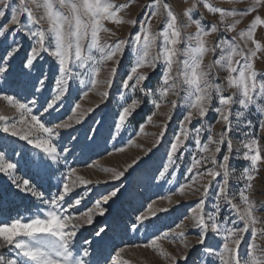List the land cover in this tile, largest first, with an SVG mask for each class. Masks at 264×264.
I'll return each instance as SVG.
<instances>
[{"label": "rangeland", "instance_id": "rangeland-1", "mask_svg": "<svg viewBox=\"0 0 264 264\" xmlns=\"http://www.w3.org/2000/svg\"><path fill=\"white\" fill-rule=\"evenodd\" d=\"M11 2L15 6L19 0ZM112 3L114 10L119 9L117 17L121 22L104 21L107 31H101L100 38L110 46L125 41V51L111 61L103 60L96 65L100 71L95 76V85L91 83V62L83 68L70 63L72 75L66 94L50 114H45L43 109L58 94V62L50 52L38 53L35 66L27 67L30 49L37 46L28 37L27 27L9 25L12 30L7 41L0 43V57L7 60V53L17 46L19 51L10 63L0 61V67L6 69L5 73H0V117L5 118L0 121V152L6 153L4 163H13L17 167L11 175L0 171V226L7 224L11 227L17 219L27 223L29 218L38 215L44 219L43 213L52 206L43 201L58 196L67 177L69 186L72 187L75 181V187L65 196L62 209L65 215L73 217V223L81 225L73 251L82 256L87 248L89 256L84 259L88 264H172V257L176 258L175 264H222L219 253L223 251L227 229L245 227L244 221L239 219L240 213L223 195H218L224 180L219 164L224 155H229L226 194L240 212L250 206L257 228L256 237L251 235L252 225L244 232L238 256L243 264L253 243L259 256L264 252V235L261 234L264 233V113L258 105L264 103V98L257 97L256 104L242 109L238 104L239 93L227 85V68L216 65L215 60L225 54L218 45L228 51L235 48L237 55L233 60L238 63L233 66L243 67L245 61L250 60L253 70L258 73L257 83L264 82V0H112ZM205 4L222 11H209ZM30 6L37 18L43 15L42 8ZM169 11L176 16L177 26L185 38L196 33L197 25L193 21H199L208 31L205 41L214 50L204 55L203 64L213 65L210 73L214 82L222 86L223 95H234L236 100L230 110V125H224L215 111H210L203 121L194 118L190 124H185L188 139L171 160L168 154L176 134L180 132V139H184L181 125L188 108L182 100L183 86L179 95L169 93L161 97L158 90L163 87V66L153 71L147 63L137 69L148 75L146 81L135 88L131 86L135 84L134 79L129 87L123 85L138 59L134 37L141 31V24L157 38L156 46L150 50L151 58L159 52L161 32L170 19ZM9 17L10 12L0 24ZM257 17L259 21H256ZM21 25H27L26 14L21 17ZM35 27L46 30L47 22L41 21L33 30ZM0 41H4V37L0 36ZM179 47L183 49L184 44ZM84 51L88 53L87 40ZM92 52L99 61L100 54L94 49ZM253 52L255 56L251 55ZM113 67H117L114 76ZM109 79L113 80L111 86L107 83ZM41 80L46 81L42 91ZM4 95L13 96L14 102L5 100ZM17 100L31 107L32 113L25 115L18 110L15 106ZM132 100L137 101L136 109L117 129L120 112ZM153 100L159 103L158 108ZM173 100L177 101L176 109L172 107ZM217 106L218 98H214L212 107ZM237 111H243L244 115L237 116ZM31 115L44 116L41 123L46 127L68 125L56 129L59 136L54 134L51 137L57 147V160L48 158L50 167L40 175L33 171L28 160L29 157L35 158L37 153L46 155L42 149L35 148V142L49 137L31 120ZM5 124L9 127L8 132L3 131ZM197 128L201 129L199 134ZM162 130L164 134L161 136ZM13 131L17 134L13 135ZM221 134L225 139L219 144L221 151L215 154L217 163L213 165L211 153L216 144L210 143L209 151L202 153L196 146V139L199 135L202 147L208 143V136L220 141ZM21 136L27 139H21ZM29 139L34 143L29 144ZM253 140V149L245 147ZM255 151H259L261 159L253 169L244 153L255 154ZM193 159L201 163L193 166ZM189 168L192 171H188ZM209 169L221 174L213 179L208 175ZM72 170H75L74 174ZM121 172L124 174L119 179L112 178ZM80 179L88 183L82 184ZM25 180L43 193V199L24 190ZM205 185L208 186L207 194ZM113 191L117 192L115 197L111 196ZM241 191L247 197V203L240 198ZM104 197L109 198L107 203L103 202ZM76 199L82 202L76 205ZM201 199L205 203L198 208ZM98 200L105 209L103 214L95 207ZM86 212L93 216L91 224L86 223L87 216L82 215ZM198 215H203L207 224L203 244L198 243L201 230L195 223ZM213 220L224 230L213 233ZM101 229L104 231L98 237ZM40 238L49 237L41 234ZM228 242L230 247H235ZM16 252L14 246H5L0 239V255L11 259L15 258Z\"/></svg>", "mask_w": 264, "mask_h": 264}, {"label": "snow or ice", "instance_id": "snow-or-ice-1", "mask_svg": "<svg viewBox=\"0 0 264 264\" xmlns=\"http://www.w3.org/2000/svg\"><path fill=\"white\" fill-rule=\"evenodd\" d=\"M35 9H43V15L37 16L34 14L33 7ZM205 7L209 11L218 12L221 9H216L205 4ZM115 6L112 0H19L15 6L11 0H0V20H2L10 12L8 21L0 24V36L4 37V43L7 41L8 33L12 30L9 25L16 28L27 27L28 37L34 40L37 47L30 49L31 55L26 60L27 67H34L35 61L39 58L38 53H49L58 62L59 79L56 81V91L58 94L51 103H47V106L43 109L45 114H50L54 110V105L60 101L66 94L65 90L69 85V78L71 72L69 71L70 63H77L79 67L83 68L87 62H91L93 65V78L91 83L95 85L97 80L95 76L99 73L100 68L98 65L103 60H113L125 51L126 42L120 40L114 46H110L107 43H103L100 38L101 31H107L104 27V21H113L120 23V19L117 17L118 8L114 10ZM66 10V11H65ZM26 14L27 25H21V17ZM152 15H155L153 13ZM190 15V13H186ZM169 21L165 29L161 32L162 41L159 47L157 55L150 57V50L156 46V36L150 35L146 28L141 24V31L134 37V43L136 44L137 61L135 66L131 68V75L123 80L125 88L129 87L130 81L135 80V84L132 87H137L142 82L148 79L147 74H141L137 71L148 64V66L154 71L160 65L163 66L162 71V84L159 95L166 97L169 93L173 95H179L180 89L183 86V103L187 106L188 111L184 115V119L181 125V131L183 132L184 139H180V132L176 134L175 141L171 144V151L168 156L171 160L173 154L177 152L181 145L188 139L187 128L185 124H190L194 118L205 120L207 114L210 111H215L224 125H230V110L236 103L234 95L225 96L222 94V86L219 83H215L211 76L210 70L213 65L203 64L204 55L214 49H210L205 41V37L208 35V31L203 28L199 21H193L197 25V30L194 35H187L185 38L181 30L177 26V19L174 14L169 11ZM41 21L47 22V29L42 30L40 27H33L39 25ZM259 21V17L256 18ZM253 22V24L256 23ZM33 26V27H29ZM215 31V28L212 29ZM87 40L88 53L85 54L84 45ZM15 44L16 41H13ZM184 44L183 49L179 46ZM221 47L225 53L221 55L219 59L215 60V64L221 68H227V85L230 88L236 90L239 93L238 104L242 109H248L250 105L256 104V98H264V82L257 83L258 73L253 70V64L250 60H246L243 67H234L237 61L233 60V56L237 55L235 48L232 51H228L227 48ZM259 47V45H257ZM95 50L100 54L99 61L94 56L92 50ZM19 51V46L14 47L7 53L8 59L4 60L0 57V61L7 64L14 58L15 54ZM242 55V54H241ZM255 56V52L251 54ZM183 57V59H180ZM5 67H0V73H5ZM117 72V67L112 68L113 76ZM238 72V75H234ZM46 81H39L41 84V91ZM83 83V81H81ZM111 86L112 79L107 81ZM151 94V93H149ZM108 95L107 92L104 93ZM3 98L10 103L14 102L13 96L4 95ZM214 98H218V105L213 109L212 103ZM155 107H159V103L155 100L152 101ZM15 106L18 110H21L23 114L28 115L32 113V108L25 103L15 101ZM137 101L132 100L128 107H124L119 114V123L116 125L117 129L121 128L125 122L130 118L133 111L136 109ZM173 109L177 107V101H172ZM259 110L264 113V103L258 105ZM237 116H243V111H237ZM4 117H0V121L4 120ZM44 116L37 117L31 115V120L39 126L44 133L48 134L49 139L36 141L35 148L42 149L46 155L37 153L35 158L29 157L28 163L32 167L33 171L40 175L50 164L48 158L52 161L57 160V147L52 143L51 137L55 134L59 136V132L56 129L66 128L67 124L55 125L53 127H46L41 120ZM171 119V114L169 115ZM15 128V126H12ZM3 131L8 132L9 127L5 124ZM197 133L201 131L200 128L196 129ZM13 135L17 133L12 132ZM163 130L161 136L163 135ZM21 139H27L26 136H21ZM225 136L221 134L220 141H214L212 136H208V143H204L201 147V140L199 135L196 139V146L200 152H208L209 144H216L214 151L211 153V159L213 165L217 163L215 154L221 151L219 144L223 142ZM29 144H33L34 141L29 139ZM255 141L245 145L248 149H253ZM231 150V145H229ZM6 153L0 152V171L6 172L11 175L17 165L13 163H4V156ZM245 157L250 160L251 166L254 169L257 162L261 159L259 151H255V154L250 152L244 153ZM230 160L229 155L223 156V162L219 164V168L223 170L224 180L219 187L218 195H223L224 199L228 201L231 206L236 209L239 215V219L244 221L245 227L242 229H236L231 227L227 229V236L225 237V243L223 245V251L219 253V260L222 264H242L241 259L238 256V248L241 245L244 232L251 227V235L257 236L256 218L253 216L250 206L245 208L243 212L237 208L235 204L228 199L226 190L228 188V162ZM200 160L193 159V166L200 164ZM130 167V166H129ZM188 171H192L189 168ZM75 170H72L74 174ZM124 173L121 172L114 175L113 179H119ZM221 173L212 169H209L208 175L215 179ZM71 175V174H70ZM79 179V178H78ZM251 180V176H248ZM80 183L86 184L87 181L80 179ZM24 190L30 192L33 196L43 199V193L36 191L30 186L28 180L24 181ZM75 187V181L72 182V187L69 186L67 177L64 178L63 191L58 196H53L51 200H44L46 204H50L52 208L43 213L44 219L40 216L36 218H29L27 223H22L19 219L15 220L11 227L7 224L0 226V239L3 240L5 246H14L17 249L15 258L5 259L0 255V264H88L84 257L89 256L87 248L83 250V255H77L73 249L75 247V237L77 236V230L81 227L78 223H73V217L65 215L62 209V203L65 200V196L73 191ZM208 186L205 185L204 192L207 194ZM117 195L116 191L111 193L112 197ZM240 198L247 203V197L243 191L240 193ZM108 197H104L103 202H108ZM82 201L80 199L75 200V204L79 205ZM205 201L200 200L197 205L201 208ZM101 201H97L95 207L99 210L100 214L105 212V209L100 206ZM69 207H72L70 204ZM87 216L86 223L91 224L93 216L86 212L82 214ZM141 220L144 217L140 218ZM196 225L200 226V239L198 243L203 244L206 237L207 224L203 215L195 217ZM211 229L213 233H218L224 229L215 220L211 222ZM104 229H101L97 236L100 237ZM41 234H46L48 239H41ZM264 235V233H261ZM167 235V234H166ZM184 235V233H180ZM26 238V239H25ZM159 237H157L158 239ZM235 245L230 247L229 242ZM102 242V241H101ZM155 244V240L152 241ZM187 247V245H186ZM256 245L253 243L250 245V251L248 257L244 259L243 264H264V252L258 256L256 254ZM185 258L186 257H182ZM176 258L172 257V264H175Z\"/></svg>", "mask_w": 264, "mask_h": 264}]
</instances>
